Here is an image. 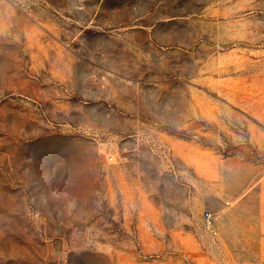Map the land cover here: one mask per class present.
I'll list each match as a JSON object with an SVG mask.
<instances>
[{
  "label": "rangeland",
  "instance_id": "obj_1",
  "mask_svg": "<svg viewBox=\"0 0 264 264\" xmlns=\"http://www.w3.org/2000/svg\"><path fill=\"white\" fill-rule=\"evenodd\" d=\"M0 264H264V0H0Z\"/></svg>",
  "mask_w": 264,
  "mask_h": 264
},
{
  "label": "built area",
  "instance_id": "obj_2",
  "mask_svg": "<svg viewBox=\"0 0 264 264\" xmlns=\"http://www.w3.org/2000/svg\"><path fill=\"white\" fill-rule=\"evenodd\" d=\"M228 204H229V202H228ZM204 218H205V221H206L208 227L211 229L212 233H213V232L216 233V231L212 229L213 219H212V214H211V212L206 211V212L204 213Z\"/></svg>",
  "mask_w": 264,
  "mask_h": 264
}]
</instances>
